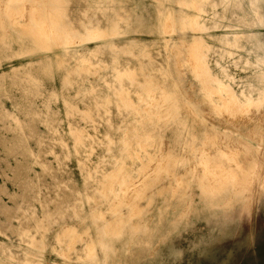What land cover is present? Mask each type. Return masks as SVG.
Masks as SVG:
<instances>
[{
	"label": "rangeland",
	"instance_id": "1",
	"mask_svg": "<svg viewBox=\"0 0 264 264\" xmlns=\"http://www.w3.org/2000/svg\"><path fill=\"white\" fill-rule=\"evenodd\" d=\"M263 14L0 0V264H235L264 223Z\"/></svg>",
	"mask_w": 264,
	"mask_h": 264
},
{
	"label": "bare ground",
	"instance_id": "2",
	"mask_svg": "<svg viewBox=\"0 0 264 264\" xmlns=\"http://www.w3.org/2000/svg\"><path fill=\"white\" fill-rule=\"evenodd\" d=\"M238 20L242 21V20H244V17L238 16ZM224 39H226L225 36H224ZM226 44L232 45L233 43H232V41L226 39ZM234 61L239 63L240 59L234 60ZM258 62H259V64L263 65L264 64V57H260L258 59ZM227 73H228V70L226 68H223L222 74H224V76H225V75H227ZM205 74H207V73H205ZM218 83H219V86H218L219 88L224 87L221 84L222 82H221L220 78H218ZM256 89L257 88L255 86H249V87H247V89L244 93L242 92V95L244 97L243 104H247L248 106H251L253 103H255L252 95ZM226 92L231 98H233V100L235 99V102H239V99L238 100L236 99V97L233 93L234 91L232 90V88L230 86H229V88H226ZM230 97H228V99ZM262 101L263 100H260L258 102H262ZM59 185L63 186L64 181H61L59 183ZM86 186L90 187V184L87 183ZM262 207L264 208V206H262ZM252 223H253V227L251 228L249 235L240 238L236 242V244L238 245L237 246L238 247V253L236 255H233V258H234L233 262H235V264H264V223L261 222V219L258 217V214ZM4 250L9 251L8 248H4ZM10 255L13 256L14 254L11 253ZM230 262L231 261H224L223 264H229Z\"/></svg>",
	"mask_w": 264,
	"mask_h": 264
}]
</instances>
